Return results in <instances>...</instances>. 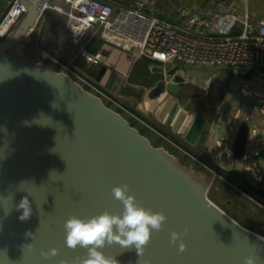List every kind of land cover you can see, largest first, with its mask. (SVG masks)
<instances>
[{
  "label": "water",
  "instance_id": "95a60500",
  "mask_svg": "<svg viewBox=\"0 0 264 264\" xmlns=\"http://www.w3.org/2000/svg\"><path fill=\"white\" fill-rule=\"evenodd\" d=\"M9 1L0 0V19ZM44 1L20 0L27 13L0 42V194L7 197L0 201V254L7 257L0 256V264H60L62 260L78 264L85 249L65 245L64 222L71 215L86 219L103 211L120 213L123 205L113 197L112 188L125 183L139 204L163 212L167 221L152 233L140 260L134 248L105 247L103 252L119 264H243L254 250H260L264 264V237L213 203L204 177L178 156L154 146L126 117L54 64L26 58L21 47L38 23ZM141 60L160 65L146 56ZM99 67L100 79L73 69L143 123L156 127L120 96L122 74L106 65ZM251 73L241 77L248 80ZM164 87L165 81H160L150 97L159 96ZM249 132V124L242 121L231 145L234 164L244 156ZM180 146L188 157L200 160L264 207V181L254 186L235 165L221 167L209 147L199 151ZM26 195L33 212L21 222L16 205ZM29 231L32 237L26 236ZM172 231L182 233L174 244ZM181 242L186 245L183 252ZM52 248L59 254L45 259L41 252Z\"/></svg>",
  "mask_w": 264,
  "mask_h": 264
},
{
  "label": "built area",
  "instance_id": "2783aa9c",
  "mask_svg": "<svg viewBox=\"0 0 264 264\" xmlns=\"http://www.w3.org/2000/svg\"><path fill=\"white\" fill-rule=\"evenodd\" d=\"M19 1L10 0L0 19V42L15 30L27 13L26 5ZM27 1L35 3L37 0ZM155 2L156 0H135L126 4L122 0H45L38 21L47 11L61 15L65 19V39L62 31L57 30V43L67 47L69 42L84 49V44L99 38L109 45L126 49L133 57L141 59L146 56L160 62V65L147 64L151 73L155 71V67L165 73L178 65L210 70H231L235 67H245L249 71L254 68L264 70V21H257L247 10L226 8L215 18L208 19L178 7L177 16L181 21L174 22L156 16ZM87 56L92 62L102 59L100 53ZM50 62L116 112L143 123L114 98L74 71L71 64L63 63L55 57ZM239 78L246 80L241 76ZM239 95L247 96V92L242 89ZM239 112L237 109L232 120L224 121L225 117H220L214 123V127H224L226 131V136L220 137L216 143V147L222 148V152L213 155L211 151L214 159L221 158L222 153H225V158L232 162L229 140L234 135L236 137L238 126L235 122H242ZM252 136L258 139L254 146L256 148L248 151L246 147L241 161L235 164L232 162V166L238 167L236 164L239 163L257 166L255 159L259 156L258 150L264 148V136H260L259 129L254 126L250 128L248 141ZM191 159L198 166L208 169L200 160L193 157ZM258 181L262 183L264 177H259Z\"/></svg>",
  "mask_w": 264,
  "mask_h": 264
},
{
  "label": "crops",
  "instance_id": "0c3cea01",
  "mask_svg": "<svg viewBox=\"0 0 264 264\" xmlns=\"http://www.w3.org/2000/svg\"><path fill=\"white\" fill-rule=\"evenodd\" d=\"M134 1L135 0H122V3L129 4ZM155 3L156 16L167 21H181L177 16L176 9L178 7H183L195 15L208 19L215 18L217 15L224 12L226 8H232L237 11L247 10L257 21H264V0H156ZM53 14L55 13L53 12ZM58 16L65 21L64 17L61 15H49L48 12H45L28 35L23 48L29 45V43L32 44L31 37L37 32L33 38L35 43L32 45V51L37 57L39 56L47 60V62H50V59L55 57L63 63H68L77 67L82 72L89 73L94 78L97 77L96 70H98L101 65H106L120 72L123 79L119 85V90H122L124 84L130 82L133 89L132 95L133 97L139 98V100L135 101V104L130 102L132 100H127L140 112L145 114L152 123L156 124V127H151L149 124L141 123L133 119V121L146 132V137L153 145L159 143L158 146L166 150L169 148L173 149L179 155L182 154V156H186L187 158L190 157L186 155L187 152L180 144H184L191 149L199 151H202L205 147H209L210 151L215 155L214 150L219 139H215L217 131L215 130L214 124L210 125L205 115L197 111H192V108H190L192 97H188L186 100H179L176 97H171L166 91V87L173 78L179 77L178 73H180L181 76L179 77L180 79L177 78L175 80V85L183 88L189 86V82L183 79L181 71L177 72L178 66L169 70H175L172 75H169V71L163 73L161 69L151 73L148 71L145 62L140 58L129 55L126 49L109 45L97 39H93L84 44V49L76 46L78 50L75 52H67L68 49L66 50V46L57 43L55 39H53V36H45L44 33V28L49 23V20H56ZM64 21L61 23L58 22L57 30L62 31L63 38L65 39ZM98 53L102 54V59L98 62H92L87 56ZM137 63H141L142 65L144 63L146 64V71L150 74L148 77L134 75ZM176 73L178 76H176ZM160 81H165L164 91L156 98H151L150 94L152 90ZM248 92L247 96H250L251 92ZM205 93L207 94V92ZM252 95L259 96L257 93H253ZM138 106L142 107L143 111L140 110ZM167 106H169L168 111L166 110ZM174 109L176 110L174 111ZM200 120H202V122H200ZM254 127L259 129V134L262 133V136H264V127H258L257 125H254ZM202 139L204 140L203 143H201ZM257 140L258 139L253 136L249 139V141L253 142L247 149L248 151L256 148L254 146H256ZM256 150L258 149H254V151ZM258 151L259 156L255 161L259 164L260 159L264 160V148Z\"/></svg>",
  "mask_w": 264,
  "mask_h": 264
},
{
  "label": "rangeland",
  "instance_id": "374dc122",
  "mask_svg": "<svg viewBox=\"0 0 264 264\" xmlns=\"http://www.w3.org/2000/svg\"><path fill=\"white\" fill-rule=\"evenodd\" d=\"M49 15H55L52 11H47ZM61 17H57L56 20L50 19L47 26L44 28L45 36L56 38L58 31V22H63ZM65 22V21H64ZM17 27V26H16ZM37 31V30H36ZM37 33V32H36ZM34 33V35L36 34ZM32 36V44L26 45L22 48L23 54H26V58L34 63H51L47 60L37 57L32 51V45H34V37ZM76 46H73L69 42L67 43V52L78 50ZM158 67H155V72L159 71ZM169 71V70H168ZM182 73V77L185 81L189 82L188 87H179L175 85V80L179 77H174L173 80L166 87L167 93L171 97H176L179 100H186L188 97H192L190 108L192 111H197L208 118L210 125L214 124L218 118L225 117V120H232L236 110L238 109L239 117L242 121L247 120L250 128L254 125L258 127H264V70L254 68L251 73V77L248 81H244L239 76L244 75L249 70L245 67H235L231 70H210V69H197L191 67H184L178 65V71ZM135 76H146L150 74L146 71V64L137 63L135 67ZM176 73V76H178ZM180 79V78H179ZM225 83L224 89H221L222 83ZM250 93V96H240V91ZM133 89L130 85L124 84L122 90H120V96L126 98V100H132L133 104L138 101L139 98L133 97ZM207 92V94L205 93ZM257 93L259 96L252 95ZM249 95V94H248ZM136 96V95H134ZM240 103V104H239ZM140 110L143 108L138 106ZM177 108V107H176ZM169 106L166 110L168 111ZM165 110V111H166ZM176 109H174L175 111ZM202 122V120H200ZM239 120L235 122L236 126H239ZM216 137L226 136V131L223 128H216ZM262 136V133H260ZM235 138L232 136L229 140L230 146ZM253 141L247 143V149ZM215 147V146H214ZM171 150V151H170ZM196 150V149H193ZM222 148H215L214 153L222 152ZM168 151V150H167ZM172 149L169 148V153H172ZM221 158H216L215 161L218 165L225 169H231V159L228 160L225 153H222ZM182 160V164L186 165L189 169H194L200 176L204 177L208 184V197L217 206L227 212L233 219H235L243 227L256 232L264 237V208L258 203L254 202L236 188L228 184L224 179L213 174L208 169L198 166L192 160H186L182 158V154L179 155ZM238 168L246 175L248 182L254 186L260 185L259 177H264V160L260 159L257 168L251 164L239 163L236 164ZM258 169V172H257Z\"/></svg>",
  "mask_w": 264,
  "mask_h": 264
},
{
  "label": "clouds",
  "instance_id": "9594fccd",
  "mask_svg": "<svg viewBox=\"0 0 264 264\" xmlns=\"http://www.w3.org/2000/svg\"><path fill=\"white\" fill-rule=\"evenodd\" d=\"M112 194L123 205L120 213L103 211L86 219L71 215L64 222L65 245L70 249L77 247L85 249V256L78 260V264H119L117 259L103 252L105 247L113 244L119 245L121 249L134 248L140 260L150 242L152 233L160 231L167 221L163 212L152 211L139 204L135 195L130 194L129 185L126 183L113 187ZM6 199L7 197L0 194V201ZM16 210L20 212L18 219L21 222L31 218L32 202L27 195L21 198L16 205ZM186 232L187 229H185ZM181 235L182 233L172 231L170 243L174 244L181 238ZM26 236L32 237L33 233L29 231ZM28 248H31V245H28ZM185 248L186 245L181 242L179 251L183 252ZM259 251L254 250L245 256L243 264H261L262 257ZM58 254L57 248L41 252L45 259ZM0 256L7 259L6 255L0 254ZM60 264H68V262L62 260Z\"/></svg>",
  "mask_w": 264,
  "mask_h": 264
},
{
  "label": "trees",
  "instance_id": "16d2710c",
  "mask_svg": "<svg viewBox=\"0 0 264 264\" xmlns=\"http://www.w3.org/2000/svg\"><path fill=\"white\" fill-rule=\"evenodd\" d=\"M230 70V69H229ZM127 120L132 124V126H134L135 128H137L138 129V131L142 134V135H144V136H146V132L138 125V124H136V122H134L132 119H130V118H127ZM204 142V140L202 139L201 140V143H203ZM159 145V143H155L154 144V146H158ZM173 150V149H172ZM168 151H169V149H168ZM171 151V150H170ZM172 153H173V155H175V156H178L179 157V154L176 152V151H172ZM182 158H184V159H186V160H191L190 158H187L186 156H182ZM181 160V159H180ZM181 162H182V160H181ZM243 194V193H242ZM246 196V195H245Z\"/></svg>",
  "mask_w": 264,
  "mask_h": 264
},
{
  "label": "flooded vegetation",
  "instance_id": "af4514ba",
  "mask_svg": "<svg viewBox=\"0 0 264 264\" xmlns=\"http://www.w3.org/2000/svg\"><path fill=\"white\" fill-rule=\"evenodd\" d=\"M96 72H97V70H96ZM96 78L100 79V77H98V76H97ZM190 159H191V158H190ZM191 160H192V159H191ZM263 208H264V207H263ZM262 225L264 226V223H262Z\"/></svg>",
  "mask_w": 264,
  "mask_h": 264
}]
</instances>
